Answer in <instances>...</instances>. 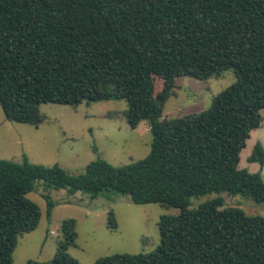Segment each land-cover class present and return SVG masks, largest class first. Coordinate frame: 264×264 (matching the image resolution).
Returning <instances> with one entry per match:
<instances>
[{
    "label": "trees",
    "instance_id": "trees-1",
    "mask_svg": "<svg viewBox=\"0 0 264 264\" xmlns=\"http://www.w3.org/2000/svg\"><path fill=\"white\" fill-rule=\"evenodd\" d=\"M231 71L235 82L209 107L180 118L163 115L176 79L205 81ZM158 89V90H156ZM124 100L130 129L148 123V155L123 167L90 162L82 174L0 160V264H13L18 238L34 231L41 212L27 198L45 189L96 198L104 191L133 204L179 211L158 221L159 245L114 254L93 264H264V215L220 209L228 192L264 202L260 173L239 169L240 153L264 110V0H0V107L9 122L37 127L42 104L76 107ZM248 162L264 166L257 143ZM46 214L53 202L48 195ZM117 227L112 211L107 228ZM48 262L80 264L68 254L75 221Z\"/></svg>",
    "mask_w": 264,
    "mask_h": 264
},
{
    "label": "rangeland",
    "instance_id": "rangeland-1",
    "mask_svg": "<svg viewBox=\"0 0 264 264\" xmlns=\"http://www.w3.org/2000/svg\"><path fill=\"white\" fill-rule=\"evenodd\" d=\"M234 82L231 71L205 81L178 78L173 96L164 104L163 115L172 119L200 113L209 107L213 96ZM39 111L44 121L35 127L6 121L0 107V160L21 162L25 156L32 164L57 165L70 175H79L97 159L123 167L144 159L149 153L148 123L141 122L130 129L125 121L127 103L124 100L82 103L76 107L42 104ZM260 114L261 125L246 141L238 168L260 173L264 181V166L260 168L258 163L248 162L257 143L264 148V110ZM44 195L53 202L49 215ZM216 196L223 199L220 209L232 207L248 216L264 215V202L257 203L248 195L228 192L191 197L189 208L195 209ZM27 198L37 204L41 217L34 231L18 238L13 264L50 261L62 239L61 224L68 219L75 221L77 238L67 252L80 264H93L101 257L114 254L149 253L159 245V218L179 213L177 209L157 204L136 205L128 197L112 191H104L96 198L82 192L68 195L62 189H45L43 182H36ZM110 211L117 223L114 230L107 228Z\"/></svg>",
    "mask_w": 264,
    "mask_h": 264
}]
</instances>
